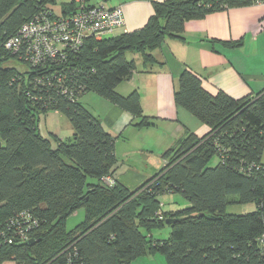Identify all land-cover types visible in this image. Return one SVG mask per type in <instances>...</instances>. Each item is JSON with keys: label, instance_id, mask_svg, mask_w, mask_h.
<instances>
[{"label": "trees", "instance_id": "16d2710c", "mask_svg": "<svg viewBox=\"0 0 264 264\" xmlns=\"http://www.w3.org/2000/svg\"><path fill=\"white\" fill-rule=\"evenodd\" d=\"M255 1H153L143 27L89 37L63 66L33 67L5 41L40 11L60 15L66 8L55 11L57 0H0V264H136L156 254L167 264H264V89L241 98L213 94L199 74L184 68L175 102L210 131L202 137L188 131L164 151L165 165L135 190L115 176L117 137L82 102L94 92L131 113L134 126H151L140 92L121 94L119 84L136 72L161 70L165 62L155 51L181 37L186 21ZM224 43L237 47L241 41ZM129 53L142 57L141 68ZM49 110L65 114L73 128L68 139L52 134L56 145L39 128ZM174 192L190 205L163 210L161 196ZM249 202L256 206L251 212L226 211ZM80 208L84 220L68 230L67 218ZM27 216L37 224L24 230L25 237L8 226ZM171 218L178 220L166 224ZM166 225L167 238L151 235Z\"/></svg>", "mask_w": 264, "mask_h": 264}, {"label": "crops", "instance_id": "0c3cea01", "mask_svg": "<svg viewBox=\"0 0 264 264\" xmlns=\"http://www.w3.org/2000/svg\"><path fill=\"white\" fill-rule=\"evenodd\" d=\"M97 1L106 2L110 7L121 5L126 30L134 31L143 27L154 13L153 1L164 0ZM237 41H241L237 47L224 43ZM155 54L165 62L161 70L136 72L130 80L117 87V91L124 95L135 89L140 92L143 111L151 118V126H134L133 115L111 102L106 104L108 110L105 111L104 119L101 112L92 111L105 128L117 137L118 166L115 176L130 190L137 189L146 180L138 165L147 166L152 156L161 155L162 168L165 165L164 151L175 146L188 131L200 137L210 131L205 123L175 102L176 81L184 68L188 67L199 74L204 87L213 94L222 90L232 97L241 98L264 89V2L233 6L208 13L203 18L190 19L186 21L181 37L168 38ZM132 58L141 68L142 57L135 54ZM144 130L154 133V143L145 141L141 147L131 146L132 138ZM121 140L130 147L124 157L118 152ZM130 154L141 163L136 164ZM156 255L138 258L135 263L167 264ZM1 264L18 263L6 260Z\"/></svg>", "mask_w": 264, "mask_h": 264}, {"label": "built area", "instance_id": "2783aa9c", "mask_svg": "<svg viewBox=\"0 0 264 264\" xmlns=\"http://www.w3.org/2000/svg\"><path fill=\"white\" fill-rule=\"evenodd\" d=\"M262 2L264 0L255 1ZM61 4L66 11L60 15L44 9L24 22L15 34L7 38L5 48L33 67L54 65L55 62L63 66L68 61V54L77 53L87 38L101 40L106 35L127 31L121 5L110 7L97 0H62ZM104 180L109 185L115 184L109 176ZM35 224L37 222L30 216L23 217L21 222L14 218L8 222L9 227L24 237V230L30 231Z\"/></svg>", "mask_w": 264, "mask_h": 264}, {"label": "rangeland", "instance_id": "374dc122", "mask_svg": "<svg viewBox=\"0 0 264 264\" xmlns=\"http://www.w3.org/2000/svg\"><path fill=\"white\" fill-rule=\"evenodd\" d=\"M62 0H57L56 4H52L55 11H60V5ZM110 4V3H109ZM114 34L106 35L105 37H112ZM135 54H128L129 58H132ZM18 67H20V63H15ZM22 67V66H21ZM82 102L84 105H86L91 111L96 112L94 110H97V113H102V119L105 117V111L108 110V106L106 104H109L110 101H108L106 98L97 95L94 92H88L84 94L82 97ZM39 128L41 133L49 137L53 145H56V140L53 137L52 134H56L59 138L62 139H68L71 138L73 135V128L70 120L68 117L58 111L55 110H49L45 114H41L39 118ZM154 133L153 132H147V130H144L141 134H137L132 138L131 146L133 147H141L145 144V141L154 143ZM127 149H130L128 145H126V141L121 140L118 145V152L119 155L124 157V153L127 151ZM161 155H154L152 156V159L147 162V166L138 165L140 168V172L142 175H144V179H147L151 175H153L155 172L160 170L161 168ZM130 158L136 163L139 164L140 160L137 159L136 156H133V154H130ZM127 160V158H126ZM262 161L264 163V153ZM218 162V158L215 157L211 164L215 165ZM141 163V162H140ZM89 182L96 181V178L89 177ZM161 201L163 202V210L165 211H178L181 209H185L190 205L189 201L181 194V193H166L163 196H161ZM256 206L254 203H232L229 204L226 208L227 213L232 214H243L248 213L253 210H255ZM85 218V210L84 208L78 209L75 213L71 214L67 218L66 227L68 230L73 229L76 225H78L80 222H82ZM171 228L169 225H166L164 227H155L154 230H152L151 235L155 239H164L167 238L170 234ZM147 258H152V256H146ZM157 258H161L162 261L165 262V259L162 255L157 254ZM154 261V260H153ZM156 263V262H155Z\"/></svg>", "mask_w": 264, "mask_h": 264}, {"label": "water", "instance_id": "95a60500", "mask_svg": "<svg viewBox=\"0 0 264 264\" xmlns=\"http://www.w3.org/2000/svg\"><path fill=\"white\" fill-rule=\"evenodd\" d=\"M0 145H1V142H0ZM176 220H178V219H173V218H171V219H167V220H166V224H171V223L175 222ZM32 241H33V240H32Z\"/></svg>", "mask_w": 264, "mask_h": 264}]
</instances>
